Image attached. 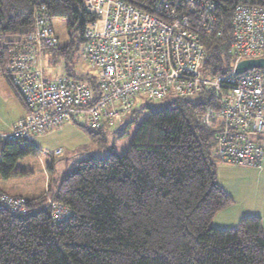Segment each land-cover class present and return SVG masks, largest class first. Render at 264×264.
<instances>
[{
    "label": "trees",
    "instance_id": "1",
    "mask_svg": "<svg viewBox=\"0 0 264 264\" xmlns=\"http://www.w3.org/2000/svg\"><path fill=\"white\" fill-rule=\"evenodd\" d=\"M155 1L132 3L151 12ZM203 1L214 3L218 23L214 33H200L204 68L212 77L222 76L234 62V9L264 7V0ZM193 2L182 1L186 13ZM41 6L50 21L66 23L68 34L64 47L46 49L42 57L54 66L62 60L65 74L74 78L70 63L91 20L82 0H0V64L6 49L31 32ZM189 19L198 23L193 15ZM217 95L206 91L147 104L148 115L121 156L111 152L78 160L58 185L49 180L43 195L27 199L23 215L0 211V264H264L259 218L245 217L234 229L212 225L213 217L232 202L217 182L221 124L214 118L203 123L208 110L220 109ZM106 131L88 132L105 147ZM259 137L253 138L260 144ZM35 152L29 142L0 141V177L13 176L17 160ZM53 204L64 211L63 220L52 216Z\"/></svg>",
    "mask_w": 264,
    "mask_h": 264
},
{
    "label": "built area",
    "instance_id": "2",
    "mask_svg": "<svg viewBox=\"0 0 264 264\" xmlns=\"http://www.w3.org/2000/svg\"><path fill=\"white\" fill-rule=\"evenodd\" d=\"M182 1L187 2L156 0L149 12L132 0H82L91 15L83 31V57L100 68L97 81L87 77L84 82L68 75L48 77L43 72V51L57 48L58 39L45 6L36 9L32 31L21 44L6 49V60L0 64V75L26 108L24 120L0 139L32 140L64 122L80 119L88 130L100 131L124 121L140 95L152 103L210 91L218 94L220 109L208 110L203 123L214 118L221 124L216 133L220 160L261 165L264 150L253 137L264 135V69L242 74H235V69L242 61L264 59V7L234 9L230 47L234 62L230 72L212 77L204 68L200 33H214L216 8L209 1L194 0L186 13ZM190 15L198 23H190ZM52 208V216L63 220L64 211L56 204ZM5 210L23 215L26 202L0 193V211Z\"/></svg>",
    "mask_w": 264,
    "mask_h": 264
},
{
    "label": "rangeland",
    "instance_id": "3",
    "mask_svg": "<svg viewBox=\"0 0 264 264\" xmlns=\"http://www.w3.org/2000/svg\"><path fill=\"white\" fill-rule=\"evenodd\" d=\"M51 25L58 39V47H64L68 42L66 23L63 20H51ZM83 51L84 43H81L78 52H76L70 63L75 76L74 78L81 82H84L87 77L97 81L100 68L86 62L83 57ZM44 67L46 73L52 76H61L65 74L64 62L62 60H59L55 66L45 63ZM0 77L2 76L0 75ZM196 99L197 97H194L190 100ZM164 101L166 100H162L160 103ZM158 103L159 102L151 103L144 95L137 97V100L132 104L131 111L125 115L124 121L117 125L106 126L105 147L97 145V143L91 139L84 119L78 120L76 124L64 125L57 130H52L44 134L38 139L36 138L33 143L39 148L38 152L34 155H28L17 160L15 167L16 170L18 169L17 171H19V173L16 172V174L9 179L0 180V187L8 193L20 194L26 198H37L45 193L46 182L49 178L53 180L51 186H53L54 181L58 185L61 178L74 162L88 156L95 158L104 157L111 152L121 156L128 148L138 125L148 115L145 106L147 104L155 105ZM11 116H13V111L8 101L2 97L0 90V133L6 130V123L10 120ZM259 138L262 140L261 143L264 144V135ZM55 150L61 151L59 157L52 156ZM47 166L53 168L51 174L47 171ZM259 168L260 167L219 162L216 170L220 184L227 192L236 195V190L240 185L239 183L242 182V179H245L247 182L248 179H250V170H259ZM247 184L249 185V183ZM24 200L27 202L26 199ZM227 207H233L232 209L235 210L238 206L232 203ZM227 223H229L228 217L220 219L221 226L222 224H224V227L232 226L231 223Z\"/></svg>",
    "mask_w": 264,
    "mask_h": 264
},
{
    "label": "crops",
    "instance_id": "4",
    "mask_svg": "<svg viewBox=\"0 0 264 264\" xmlns=\"http://www.w3.org/2000/svg\"><path fill=\"white\" fill-rule=\"evenodd\" d=\"M49 59L50 58L47 56L42 57L41 68H42L43 72L48 77H56L57 75L52 76L50 74H47L45 71L46 69H44L45 68L44 64L48 63ZM64 75H66V74H64ZM2 78L3 77H0V90H1L2 97L8 101L9 106L11 107V109L13 111V116H11L10 120L6 123V128H5L6 130L4 132L0 133L2 135H6V134L11 133V131L14 129L15 125L18 122L24 120V117L26 115V109L23 106V103L20 101V99L17 97L15 92L10 87L7 80L4 78L2 79ZM72 123H74V122H70V123L64 122L62 125L58 126L56 129H53V130H57L64 125L72 124ZM44 134H47V133H44ZM44 134H39V135L33 136L32 140H18V141L29 142L35 146V144L33 143L34 140H36V138L38 139L39 137L43 136ZM0 141L1 142H9L6 140H1V139H0ZM261 141H259L260 144H262ZM10 142H15V141H10ZM262 147L264 150V144H262ZM35 148H36V152L33 154H30V155H34L38 152L39 148L36 146H35ZM57 151L59 152L58 155L55 154ZM60 155H61V151L55 150V152L53 153L52 156L59 157ZM263 161H264V156H263L262 162ZM262 162L260 163L262 166L261 165L258 166V167H260L259 170H252V171L250 170V174H249L250 179H248L247 182L245 179H242V182L239 183L240 185L238 186V188L236 190V193H237L236 195H233L231 192H227L225 190V188L220 184L218 176H217V182H218L219 186L231 197V200H232L231 204L233 203L238 207L235 210L232 209L233 207H227L224 210L218 212L213 217V220H212L213 221L212 224L215 228L222 229V230L234 229L238 226L241 219H243L245 217H257L260 219L262 231L264 234V162H263V164H262ZM15 166H16V164H15ZM15 166H14L13 171L16 174V172L19 173V171H17L18 169L16 170ZM47 171L51 174L53 172V168L50 166H47ZM13 176H11V177H13ZM0 180H6V179H3L0 177ZM49 180H51V179L49 178L47 180V182H46L47 185H48ZM247 183H249V185ZM261 183H262V185H261ZM47 185H46V187H47ZM225 185H227V184H225ZM1 192L4 194H7V195H11V196H20L26 200L27 199L28 200L29 199H35V198H26L20 194L8 193L0 187V193ZM223 217L229 218V223L232 224L231 227H224V224H222V226L220 225V219ZM229 223H227V224H229Z\"/></svg>",
    "mask_w": 264,
    "mask_h": 264
},
{
    "label": "water",
    "instance_id": "5",
    "mask_svg": "<svg viewBox=\"0 0 264 264\" xmlns=\"http://www.w3.org/2000/svg\"><path fill=\"white\" fill-rule=\"evenodd\" d=\"M252 69H264V59L245 60L240 62L235 69V74H242Z\"/></svg>",
    "mask_w": 264,
    "mask_h": 264
},
{
    "label": "bare ground",
    "instance_id": "6",
    "mask_svg": "<svg viewBox=\"0 0 264 264\" xmlns=\"http://www.w3.org/2000/svg\"><path fill=\"white\" fill-rule=\"evenodd\" d=\"M2 193V192H1ZM27 203V202H26ZM54 220H56V219H54ZM58 222V221H57Z\"/></svg>",
    "mask_w": 264,
    "mask_h": 264
}]
</instances>
